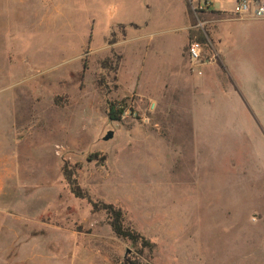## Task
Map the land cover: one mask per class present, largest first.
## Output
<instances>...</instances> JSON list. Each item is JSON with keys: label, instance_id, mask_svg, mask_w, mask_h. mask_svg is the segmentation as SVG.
I'll return each mask as SVG.
<instances>
[{"label": "rangeland", "instance_id": "374dc122", "mask_svg": "<svg viewBox=\"0 0 264 264\" xmlns=\"http://www.w3.org/2000/svg\"><path fill=\"white\" fill-rule=\"evenodd\" d=\"M200 2L0 0V151L14 162L0 264H120L135 254L103 211L71 195L62 166L153 243L139 264H264V29L250 30L254 81L220 63L216 110L155 83L190 69L186 45L206 16L214 21ZM121 100L137 117L109 121L107 102ZM194 113L216 123L192 124Z\"/></svg>", "mask_w": 264, "mask_h": 264}, {"label": "crops", "instance_id": "0c3cea01", "mask_svg": "<svg viewBox=\"0 0 264 264\" xmlns=\"http://www.w3.org/2000/svg\"><path fill=\"white\" fill-rule=\"evenodd\" d=\"M264 3V0H254ZM236 0H230L229 5H220L219 8H212L214 0H201L198 4L202 13L214 17V21L206 18L197 25L196 36L202 34L205 44L197 43L193 38L189 41L198 44L199 52L202 56L201 62L189 64L190 69L186 71L178 70L176 78H167L168 74H159L156 78V86L165 87L170 83L181 86V91L191 93L192 101L197 97V105L193 109H205L210 112L221 107L217 84L221 85V64L228 69L230 77H252L253 68L248 64V53L251 51V45L256 41L253 32L250 30L264 29V18L250 19H227L223 15L234 14ZM210 19V18H208ZM223 23H231L224 25ZM234 23V24H233ZM207 47V48H206ZM2 58H6L2 56ZM1 59V57H0ZM195 72V73H194ZM178 77V78H177ZM165 79V80H164ZM177 79V80H176ZM180 79V84L178 83ZM176 80V81H175ZM254 83V82H253ZM231 84V83H230ZM158 90V89H157ZM193 95V96H192ZM229 95V92L228 94ZM230 97V96H226ZM226 108H233L232 101ZM201 113V112H200ZM198 112V114H200ZM197 116H192L191 123H216L207 119L197 121ZM13 180H14V162L12 155L0 151V235L4 236L8 227L12 232V225L8 226V221H12V198H13ZM39 221V218L37 219Z\"/></svg>", "mask_w": 264, "mask_h": 264}, {"label": "trees", "instance_id": "16d2710c", "mask_svg": "<svg viewBox=\"0 0 264 264\" xmlns=\"http://www.w3.org/2000/svg\"><path fill=\"white\" fill-rule=\"evenodd\" d=\"M193 40L200 44L206 43L202 34H199L197 38H193ZM125 105V101L122 100L107 102L105 107L106 118L109 121L120 120V113ZM61 174L71 195L75 198L85 200L92 212L103 211L106 217V223L113 235L127 241L129 245L134 248L135 254L122 258L120 264H139L137 260L138 256L141 255L143 251H151L153 243L133 228L124 224L123 214L118 207L112 203H104L92 199L87 192L78 185L73 177L72 171L66 168V166L61 167Z\"/></svg>", "mask_w": 264, "mask_h": 264}, {"label": "built area", "instance_id": "2783aa9c", "mask_svg": "<svg viewBox=\"0 0 264 264\" xmlns=\"http://www.w3.org/2000/svg\"><path fill=\"white\" fill-rule=\"evenodd\" d=\"M234 14L240 16H249L255 18H264V3L263 2H256L254 0H236ZM186 56L189 61V64H197L201 62L202 56L198 49V44L193 41H189L186 45ZM154 108V102L150 101L147 105L146 110L151 112ZM135 118L137 114L135 111L126 104L124 108H122L120 113V118ZM139 117V116H138ZM141 121H147V117L144 115L140 116Z\"/></svg>", "mask_w": 264, "mask_h": 264}, {"label": "water", "instance_id": "95a60500", "mask_svg": "<svg viewBox=\"0 0 264 264\" xmlns=\"http://www.w3.org/2000/svg\"><path fill=\"white\" fill-rule=\"evenodd\" d=\"M110 136H111V131L108 130V131L102 136V140H106V139L110 138Z\"/></svg>", "mask_w": 264, "mask_h": 264}]
</instances>
